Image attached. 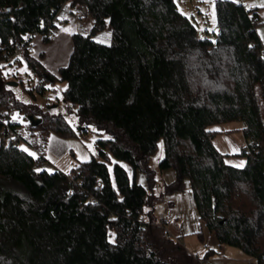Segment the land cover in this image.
Wrapping results in <instances>:
<instances>
[{"label": "trees", "instance_id": "16d2710c", "mask_svg": "<svg viewBox=\"0 0 264 264\" xmlns=\"http://www.w3.org/2000/svg\"><path fill=\"white\" fill-rule=\"evenodd\" d=\"M65 3L85 6L91 22L89 32L72 34L67 65L56 76L34 54H25L24 62L44 81L65 83L63 101L75 109L78 129H96L97 156L69 171L39 169L49 135L67 139L77 130L64 115L18 100L0 70V113L18 132L10 138L0 129V264H205L215 248L201 258L191 253L154 214L164 195L183 191L186 183L218 245L264 264L258 7L215 0L212 39L198 34L176 0H0V57L34 31L50 43L55 35L46 32L58 27ZM107 29L108 43L95 39ZM14 111L26 125L11 119ZM29 115L41 122L33 126ZM234 120L243 123L242 167L226 161L213 142L217 131L209 129ZM160 140L158 167L173 169L175 178L157 196L150 157ZM121 162L131 165L132 177ZM137 172L146 176L145 185Z\"/></svg>", "mask_w": 264, "mask_h": 264}, {"label": "rangeland", "instance_id": "374dc122", "mask_svg": "<svg viewBox=\"0 0 264 264\" xmlns=\"http://www.w3.org/2000/svg\"><path fill=\"white\" fill-rule=\"evenodd\" d=\"M180 9L187 14L189 17L193 18L198 25V34L200 36H207L212 39L215 38V35L218 32L217 29V20L215 13V0H176ZM243 3L248 7H258V11L261 8H264V0H244ZM79 8V7H78ZM198 8H200L201 12H199ZM80 12V10H79ZM261 14V15H260ZM261 20L257 26V31L263 35L264 38V11L260 12ZM81 15V12H80ZM194 15V16H193ZM85 18L80 21L79 30L77 32L85 33V22L90 21L87 20L83 15L81 16ZM75 19L69 18L68 21L62 22L60 17L57 20V26L59 32L69 30ZM206 28L208 30H206ZM109 29L103 31L102 34L98 35L99 41L108 43L110 41L109 37ZM259 33V32H258ZM107 35V36H106ZM106 37L105 39H103ZM38 55V54H37ZM13 75V73H12ZM9 81L17 83L16 85L8 83L6 84L7 88H10L13 95L20 101L25 103L36 102L38 105L42 106L44 109L49 110L52 114H62L68 120V122L73 125L77 130V136H73L67 138L66 140L59 139L60 145H53L52 149L49 150L46 146L45 149V159L43 163L38 164V168H46L49 171H53L58 169L55 162H60L63 167H67L69 169L72 164L77 161H83L90 159L91 156H97V149L95 146V140L98 137L96 133L95 127L92 125L88 127L85 131H80L78 129V121L75 114V109L71 110L67 107V105L63 101L62 91L65 89V83L56 80L55 82L48 83V88L46 90L47 99L44 100L40 94H36V99L34 100L33 96L27 91V88L34 87L37 84L39 76H36L27 66L25 62H22L17 69L16 76L9 77ZM49 103V104H48ZM14 118L18 119L24 125L27 124V119L23 116V114H19L18 111H14ZM243 123L239 120H234L221 124L211 125L209 129L216 130L217 132L213 135V142L223 154H225L226 161L234 166L242 167L246 163V158L242 154L245 149L246 141L242 131ZM104 135V134H103ZM54 137V136H53ZM1 139V138H0ZM66 142V143H65ZM36 154L35 151H33ZM164 154V145L163 140H160L158 143V148L150 157V165L156 170V181L154 184V193L157 196L164 194L166 185L172 182L175 178V172L173 169L160 170L158 167L160 159ZM68 161V164L66 162ZM128 170L130 177L133 175L132 167L127 162H121ZM70 165V166H69ZM110 168L112 164H109ZM60 167V166H59ZM60 169V168H59ZM136 179L146 184V176L142 172H137ZM190 189L186 186L183 191L177 193V200H180L178 203L175 202L173 206V210L175 213L179 214L180 217L187 219L190 217V214H194L197 216V211L192 209L191 204L188 200V195L190 194ZM175 194V193H174ZM170 195H164L155 205L154 214L157 217L160 213H165L166 206H169L167 203V198ZM168 204V205H167ZM181 218V219H182ZM181 219L179 220L181 222ZM196 234V233H195ZM195 236L194 234H192ZM194 239L200 242L198 235ZM200 258L203 255L199 256Z\"/></svg>", "mask_w": 264, "mask_h": 264}, {"label": "crops", "instance_id": "0c3cea01", "mask_svg": "<svg viewBox=\"0 0 264 264\" xmlns=\"http://www.w3.org/2000/svg\"><path fill=\"white\" fill-rule=\"evenodd\" d=\"M261 11H264V8H261L258 11L259 14ZM59 17L62 22L68 21L69 18L75 19L72 27L69 30H65L61 32H59L58 29L57 33L55 34L53 40L50 43H45L43 39H38L36 41V46L34 51V56L42 62V64L47 70H49L52 74L56 76H59V69L67 65L73 48L72 34L74 32H77L76 30H79L80 21L85 19L81 17L78 6H76L75 8H71L68 3H65L63 5L61 11L58 13V19ZM87 20L89 19L87 18ZM90 28H91V22L86 21L85 33L89 32ZM258 32L262 41L264 42L262 33L260 32V30ZM102 33L103 32L99 34ZM99 34L95 36V39L99 40L98 39ZM109 37H110V32H109ZM105 38L106 37H104L103 39ZM11 82L13 81L10 80V83ZM59 139L66 140L65 138H61L56 134H50L46 142L45 149L46 146L49 150L53 148L52 147L53 145L59 146L60 145ZM55 164L56 166H58V168L64 171H69L74 165L72 164V166L69 169H66L67 167H63V165L60 162L58 163L55 162ZM66 164H68V161L66 162ZM187 187H189V184H187ZM177 197H178L177 193L170 195L167 198V203L169 204V206H166L165 213H160L158 214L157 217L159 219L161 214L167 215L168 220L164 224L166 225L168 232L176 239H179L185 245L188 251H190L191 253L197 256H201V255L204 256V254L206 253V249L208 247L215 248L217 252L210 255L208 259H206L205 264H251L252 263V260L248 256H246L240 249L232 246H219L215 235L213 233H210L208 229L205 227V225L200 221L198 217V213L197 216L194 214L192 215L190 214V217L187 219H184L180 217L179 214L175 213V211L173 210V206L175 205L176 201L177 203L180 201L177 200L178 199ZM188 200L189 203L191 204L192 209H195V211H197L191 192L188 195ZM180 219L181 222L179 221ZM200 231L203 233V238L202 239L199 238L200 242L198 240L196 242L194 237H196V234ZM192 234H194L195 236H193Z\"/></svg>", "mask_w": 264, "mask_h": 264}, {"label": "built area", "instance_id": "2783aa9c", "mask_svg": "<svg viewBox=\"0 0 264 264\" xmlns=\"http://www.w3.org/2000/svg\"><path fill=\"white\" fill-rule=\"evenodd\" d=\"M235 1H244V0H235ZM81 14L87 18V9L85 6H78ZM57 27H51L47 30V36H53L57 33ZM43 38V33L34 31L32 33H28L24 36V38L13 45L12 50L10 53H4L2 57H0V70L5 74L7 77L9 74L13 77L17 74L18 66L24 62L25 54H34L36 41L38 39ZM13 73V75H12ZM35 94H40L44 100L47 99L46 90L48 88V82L44 81L42 78H39L37 84L34 87H30ZM11 119H16L14 116ZM18 120V119H16ZM10 119L5 115L0 113V129H2L3 135L16 138L18 137V132L15 128L10 126L9 124ZM19 144V141L17 142ZM40 158L38 159V164L43 162L44 157L41 154H38ZM168 220L166 214H161L159 217L160 223H165Z\"/></svg>", "mask_w": 264, "mask_h": 264}, {"label": "water", "instance_id": "95a60500", "mask_svg": "<svg viewBox=\"0 0 264 264\" xmlns=\"http://www.w3.org/2000/svg\"><path fill=\"white\" fill-rule=\"evenodd\" d=\"M11 84L16 85L17 83L11 82ZM28 120H29V122L32 123L33 126H36V125H38L41 122L40 118H35L33 115H29L28 116Z\"/></svg>", "mask_w": 264, "mask_h": 264}]
</instances>
